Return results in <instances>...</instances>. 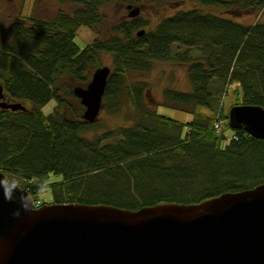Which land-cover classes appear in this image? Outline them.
I'll list each match as a JSON object with an SVG mask.
<instances>
[{"label": "trees", "instance_id": "16d2710c", "mask_svg": "<svg viewBox=\"0 0 264 264\" xmlns=\"http://www.w3.org/2000/svg\"><path fill=\"white\" fill-rule=\"evenodd\" d=\"M58 1L79 7L72 13L58 9L49 19L24 16L10 24L7 37L0 35L4 100L25 105L0 108V171L23 174L34 206L50 173L61 175L50 184L52 202L128 209L198 203L264 182V139L231 128L227 114L220 130L213 128L231 84L240 94L237 104L264 107V22L243 23L223 14L251 13L264 7V0H189L194 6L161 18L142 34L137 32L149 20L137 16L83 48L74 41L76 31L98 26L102 5L139 0ZM174 44L198 50L179 58L188 62L190 90L168 87L162 93V105L191 114L187 122L150 110L149 83L130 79L149 72L152 60L168 59ZM103 53L111 57V69L102 107L110 114L132 107L135 119L98 132L97 120L82 119V106L71 102H79L72 88L87 84ZM51 99L55 105L44 114Z\"/></svg>", "mask_w": 264, "mask_h": 264}, {"label": "water", "instance_id": "95a60500", "mask_svg": "<svg viewBox=\"0 0 264 264\" xmlns=\"http://www.w3.org/2000/svg\"><path fill=\"white\" fill-rule=\"evenodd\" d=\"M126 8L131 18L140 13L138 5ZM109 73L100 65L85 86L72 88L82 119L96 120ZM0 108L25 106L6 102L0 84ZM227 117L231 128L264 139V107L234 104ZM17 207L0 191V264H264V182L198 203L52 202L15 217Z\"/></svg>", "mask_w": 264, "mask_h": 264}, {"label": "rangeland", "instance_id": "374dc122", "mask_svg": "<svg viewBox=\"0 0 264 264\" xmlns=\"http://www.w3.org/2000/svg\"><path fill=\"white\" fill-rule=\"evenodd\" d=\"M132 4L133 6L138 5L140 7L139 16L149 20V24L143 27V29H151L161 18L173 14L178 9H186L194 6L189 0H184L183 2L139 0ZM126 5L127 3L119 2H110L102 5L100 8L102 19L98 26L88 27L83 25L77 29L74 41L79 48H83L86 44L92 42L96 38L106 39L113 33V27L115 25L126 19H130L127 15L128 9L126 8ZM78 7L79 5L72 2L61 3L58 0H0V35L4 38L7 37L10 32V24L13 21L21 20L24 16L34 17L41 20L49 19L55 15L58 9L67 13H72ZM223 14L243 23L253 24L256 21L264 22V7L251 13L241 15L231 16L224 12ZM197 54L198 50L195 47L188 48L182 44H174L171 48V56L168 59L152 60L149 72H137L130 76L131 80L139 79L145 80L149 83L148 90L145 92V102L150 110H156L158 114L176 119L180 122L191 120L192 116L189 112L162 105V93L163 90L168 87L183 91L190 90V84L186 72L188 62L180 60L179 58L183 55L190 58ZM101 62L102 65H107L111 69V57L109 55L104 53L101 54ZM63 80L66 81V78ZM236 90V85L231 84L228 87L227 94L223 95L221 98V102L223 103V114H220L219 112L221 125L224 123V119H222L223 115L227 114L231 105L237 104L236 102H238V99L236 98L239 97L240 94L239 92L237 93ZM71 103L73 107H77V103L80 102L72 100ZM54 105L55 99H51L41 110L44 114H48L52 111ZM219 107L220 106H218V108ZM218 108L216 112L218 111ZM83 110L84 107L82 106L80 114L83 113ZM131 112L132 107L124 106L118 113L110 114L102 107L96 118L98 123L97 131L100 132L102 130L111 129L127 123L130 119H135V117L131 116ZM231 133L232 131L230 129L225 130V135L227 137H230ZM113 140L114 139H112V141ZM60 179V174L50 173L45 181V186L42 187L38 193L37 202H52L53 199L50 184Z\"/></svg>", "mask_w": 264, "mask_h": 264}, {"label": "clouds", "instance_id": "9594fccd", "mask_svg": "<svg viewBox=\"0 0 264 264\" xmlns=\"http://www.w3.org/2000/svg\"><path fill=\"white\" fill-rule=\"evenodd\" d=\"M0 191L6 202H15L18 207L12 215L19 217L21 210L32 211L33 205L31 198L26 193L25 177L22 173L17 172H0Z\"/></svg>", "mask_w": 264, "mask_h": 264}, {"label": "built area", "instance_id": "2783aa9c", "mask_svg": "<svg viewBox=\"0 0 264 264\" xmlns=\"http://www.w3.org/2000/svg\"><path fill=\"white\" fill-rule=\"evenodd\" d=\"M219 125H220V120L216 119V120L214 121L213 127H214L215 129H218V128H219Z\"/></svg>", "mask_w": 264, "mask_h": 264}]
</instances>
